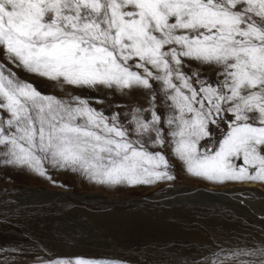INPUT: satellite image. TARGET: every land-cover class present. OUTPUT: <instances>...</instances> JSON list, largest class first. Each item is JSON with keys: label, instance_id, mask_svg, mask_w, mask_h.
I'll return each instance as SVG.
<instances>
[{"label": "snow or ice", "instance_id": "6c2138e0", "mask_svg": "<svg viewBox=\"0 0 264 264\" xmlns=\"http://www.w3.org/2000/svg\"><path fill=\"white\" fill-rule=\"evenodd\" d=\"M177 165L264 184V0H0V169L137 187ZM23 241L38 250L0 244V264H125ZM192 264H264V232Z\"/></svg>", "mask_w": 264, "mask_h": 264}, {"label": "rangeland", "instance_id": "374dc122", "mask_svg": "<svg viewBox=\"0 0 264 264\" xmlns=\"http://www.w3.org/2000/svg\"><path fill=\"white\" fill-rule=\"evenodd\" d=\"M20 75L35 81L43 93L62 95L47 80ZM85 91L91 96L103 95V90ZM115 99L131 103L119 96ZM51 176L53 180L0 169V244L14 247L20 242L28 252H36V247L23 241L26 235L28 241L50 250L49 254L106 256L121 258L125 264H192L201 246L210 241H234L264 232L261 204H250L254 208L250 211L243 203L204 197L199 192L179 196L185 189L192 188L188 193L209 188L224 192L244 189L245 184L207 182L190 176L179 165L174 181L152 186L100 185L63 171H53ZM255 184L264 191V184ZM39 191L121 200L87 202L58 194L32 201ZM169 192L179 197H166Z\"/></svg>", "mask_w": 264, "mask_h": 264}, {"label": "bare ground", "instance_id": "6f19581e", "mask_svg": "<svg viewBox=\"0 0 264 264\" xmlns=\"http://www.w3.org/2000/svg\"><path fill=\"white\" fill-rule=\"evenodd\" d=\"M244 189L245 191L244 192H240V191H229V190H226L224 192H221V191H216L215 192H212L211 189H200V190H195L194 192H191V193H188L186 191H189L191 189H185V194H182L184 193L181 192V195H179L180 197H183V196H189L190 194H195L197 192H199L201 195H204V197L206 196H215V197H219V198H223V199H226V200H230V201H234L236 203H241V201H243V205H246L247 207H249V210L253 211L254 208L251 207L250 204H261L262 206H264V191L261 189V187L255 183H251V184H245L244 185ZM50 191H39L37 193H35L33 195V199L30 198L32 201H37L39 199H41L42 197H47V196H56L58 195V193H62L61 195H72V196H75L77 198H79L80 200L82 201H87V202H97V201H106L107 199H102V198H95V199H87L85 196L83 195H79V194H75V193H72V192H62V191H55L51 194H49ZM188 193V194H186ZM174 193H170L166 195V197L170 198V197H173V198H178L179 196L175 193V197L174 196H170V195H173ZM201 197V196H200ZM29 199V200H30ZM145 199V198H144ZM165 198L162 197L161 200H164ZM218 199V198H217ZM27 200V198H26ZM110 200H115V199H108L107 201H110ZM143 200V199H141ZM242 205V206H243ZM241 206V207H242ZM240 207V205H239ZM263 211V210H262ZM255 214H259L257 212V209H256V213Z\"/></svg>", "mask_w": 264, "mask_h": 264}, {"label": "water", "instance_id": "95a60500", "mask_svg": "<svg viewBox=\"0 0 264 264\" xmlns=\"http://www.w3.org/2000/svg\"><path fill=\"white\" fill-rule=\"evenodd\" d=\"M59 194V193H58ZM60 194H62V193H60ZM108 200V199H107ZM119 200H121V199H115V200H110V201H112V202H114V201H119ZM144 200V199H143Z\"/></svg>", "mask_w": 264, "mask_h": 264}]
</instances>
